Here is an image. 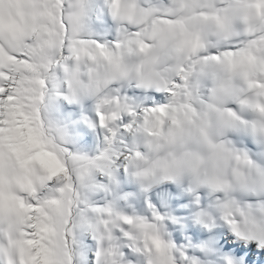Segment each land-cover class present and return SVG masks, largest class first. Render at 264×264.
I'll return each instance as SVG.
<instances>
[{"label":"snow or ice","instance_id":"1","mask_svg":"<svg viewBox=\"0 0 264 264\" xmlns=\"http://www.w3.org/2000/svg\"><path fill=\"white\" fill-rule=\"evenodd\" d=\"M0 264H264V0H0Z\"/></svg>","mask_w":264,"mask_h":264}]
</instances>
